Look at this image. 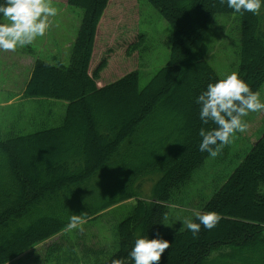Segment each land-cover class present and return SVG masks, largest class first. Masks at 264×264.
Returning a JSON list of instances; mask_svg holds the SVG:
<instances>
[{"label": "trees", "instance_id": "obj_1", "mask_svg": "<svg viewBox=\"0 0 264 264\" xmlns=\"http://www.w3.org/2000/svg\"><path fill=\"white\" fill-rule=\"evenodd\" d=\"M112 1L67 0L84 10L70 63L37 59L25 85V97L66 100L63 122L0 140V264L66 229L72 214L91 217L132 197L138 202L119 224L120 248L102 264L127 259L140 236L170 242L160 264H219L208 258L222 247L225 264H264V134L200 211L222 215L215 228L201 226L196 236L187 228L161 233L173 190L209 156L198 148L202 124L195 98L223 79L206 59V36L215 25L209 39L218 40L226 17H216L234 12L220 0H149L174 28L169 62L144 88L137 70L99 86L105 59L90 70L98 23ZM238 16L237 73L258 92L264 11ZM148 183L151 196L141 198ZM108 185L112 197L106 190L95 193Z\"/></svg>", "mask_w": 264, "mask_h": 264}, {"label": "rangeland", "instance_id": "obj_2", "mask_svg": "<svg viewBox=\"0 0 264 264\" xmlns=\"http://www.w3.org/2000/svg\"><path fill=\"white\" fill-rule=\"evenodd\" d=\"M51 2L58 8V15L50 18L52 27L43 37L15 52H0V140L10 133L28 134L55 127L64 120L66 100L24 96L25 85L37 59L52 64L70 63L72 45L82 23L83 8L70 5L67 0ZM220 16L226 17L221 26L223 34L218 40H210L215 25L210 30L206 36L209 48L206 59L224 78L238 72L241 32L236 25L241 28V24L236 13L220 14L215 22ZM3 21L7 22L4 17ZM98 27L90 72L93 73L105 59L99 72V86L137 70L139 87L144 88L170 60L173 25L149 0H113ZM258 92L264 100V83ZM244 119L249 124L247 131L237 133L233 143L224 146L219 156H208L185 184L173 190L166 203L162 235L185 229L182 222L193 219L194 213L204 208L264 134V112L249 113ZM152 189L153 184L148 183L140 197L148 198ZM102 190H106L105 197L115 195L110 185L106 189L95 190V193ZM137 202V197H132L112 203L91 217L85 216L83 231L64 229L5 264H102L119 250V224L133 213ZM225 249L213 251L208 261L225 264L226 258L222 255Z\"/></svg>", "mask_w": 264, "mask_h": 264}, {"label": "clouds", "instance_id": "obj_3", "mask_svg": "<svg viewBox=\"0 0 264 264\" xmlns=\"http://www.w3.org/2000/svg\"><path fill=\"white\" fill-rule=\"evenodd\" d=\"M220 4L240 15L245 12L260 15L264 11V0H220ZM57 15L58 8L51 0H0V16L7 21L0 23V52H15L31 45L49 31L52 27L50 18ZM195 103L199 105L202 124L198 131V148L212 158L219 156L224 146L233 143L237 133L247 131L249 124L244 117L249 113L264 112L260 93L253 91L237 72L209 83L195 98ZM194 216L198 222L191 218L182 222L193 236L200 232L201 226L211 230L222 219V215L215 211H196ZM85 223V214H72L66 229L83 231ZM169 247L170 242L166 239L140 236L127 259H114L111 264H128L129 260L131 264H160L162 254Z\"/></svg>", "mask_w": 264, "mask_h": 264}]
</instances>
